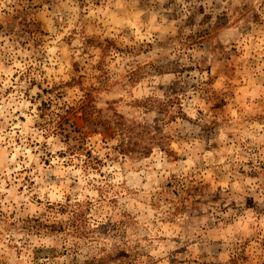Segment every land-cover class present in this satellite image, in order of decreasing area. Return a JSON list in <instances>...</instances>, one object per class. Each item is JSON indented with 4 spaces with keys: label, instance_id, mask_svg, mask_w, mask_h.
<instances>
[{
    "label": "rangeland",
    "instance_id": "1",
    "mask_svg": "<svg viewBox=\"0 0 264 264\" xmlns=\"http://www.w3.org/2000/svg\"><path fill=\"white\" fill-rule=\"evenodd\" d=\"M0 264H264V0H0Z\"/></svg>",
    "mask_w": 264,
    "mask_h": 264
}]
</instances>
